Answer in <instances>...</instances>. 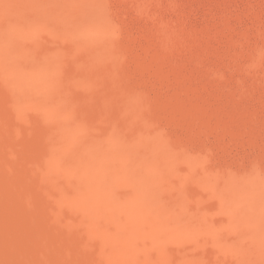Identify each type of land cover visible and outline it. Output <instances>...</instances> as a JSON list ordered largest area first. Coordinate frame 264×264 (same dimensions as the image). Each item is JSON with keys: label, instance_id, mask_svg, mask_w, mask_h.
Returning a JSON list of instances; mask_svg holds the SVG:
<instances>
[{"label": "bare ground", "instance_id": "obj_1", "mask_svg": "<svg viewBox=\"0 0 264 264\" xmlns=\"http://www.w3.org/2000/svg\"><path fill=\"white\" fill-rule=\"evenodd\" d=\"M89 1L93 2L87 1L88 6H93L91 14L87 4L85 7L90 19L93 18L92 23H87L89 20L85 18V21L83 17L86 16L77 13L79 10L73 9L76 11L74 13L71 12L70 6L69 10L63 7L65 5L60 8L58 1L53 9H49L48 6L53 2L45 4L43 0H0V75L8 85L10 102L19 116L26 117V113L33 110L39 120L47 122V125H51L49 128L53 129L52 133L49 130V135H45V140L48 141L45 146L48 150L45 151L46 157L43 155L41 161L34 160V163L32 160L20 159L14 149L5 144L4 147L0 142V150L3 154L7 153L5 156L9 155L0 158V169L12 164L29 173L38 171L44 179L43 183L47 185L46 197L56 207L55 214L59 216L58 210L63 208L75 216L84 232L97 239V253L104 264H202L205 245L212 247L216 253L214 257L222 259V255L227 256L233 264H242L240 256L244 254L243 250L249 251L250 255H247L250 257L258 259V264H264V176L248 175L240 180H226L228 190L219 193L222 189L216 190L213 180L222 177L220 169L206 168L205 165H212L209 164L206 151H202L204 154L198 151L201 155H195L164 132L159 125L160 121L167 119L176 124L178 117L162 110L143 90L127 80L124 69L128 52L116 39L117 33L122 29L100 5H97L99 1ZM76 6L78 7L77 4ZM82 6L80 12L83 13L86 10ZM42 16L64 24L65 32L72 31L71 33L76 34L73 37L68 32L70 38L77 39L78 30H82L89 36H103L107 40V55H104L103 48L101 49L104 45L98 50L95 46L97 56H93H96L98 66L92 68L83 63L85 70L73 69L74 75L70 69L69 74L72 73L71 77L74 78L70 86L73 85V92H78L80 87L91 82L94 91H99L100 104L107 111L112 109L110 105L113 102L110 104V93L108 92V96L104 94L103 91L107 93L106 88L102 91L103 87L100 89L99 81L117 82L122 89L116 88L121 91L124 89L119 94L114 87L113 90L118 94L111 93L114 96L113 105L116 101L119 104L118 109L115 106L119 112L116 111L119 120L105 116L99 121H88L83 117V113L94 109L92 102L76 93L74 97L64 93L60 75L69 71L66 69V62L70 58L73 60L78 57L74 47L68 48L71 43L69 39L66 41L67 48H62L63 45L58 47V42L57 47L50 48L44 55H37L38 52L34 53V49L20 43L22 40L34 39L37 32L47 25L42 21ZM50 25L51 23L47 26ZM48 27L47 30L50 29ZM47 30L43 33L48 32ZM59 30L58 35L62 32ZM33 42L38 43L36 40ZM261 53L264 54V50H261ZM87 55V58H90L87 60L89 64L91 57L90 54ZM81 56L85 55L81 54L80 58ZM93 60L94 58L91 64L96 63ZM140 69L142 72L150 71L149 65L143 62H140ZM201 120L207 122L205 118ZM0 123L2 124L1 121ZM1 127L0 133L4 135L5 129ZM17 134L16 138L19 137ZM198 155L201 156L199 160ZM3 159H7V162ZM9 162L11 163L8 165ZM11 167L4 169L5 172L9 169L6 172L9 176L12 175L9 172L15 169ZM15 171L16 169L10 173ZM51 173L55 177L59 176V180L49 178L52 175L48 174ZM194 178L218 193L215 207H209L200 198L190 197V191L187 192L190 187L187 185H190ZM222 181L223 179L219 183ZM10 192V196L18 198L17 200L22 197V194L16 191L10 189ZM11 197L10 202L17 203L16 199L13 197L12 201ZM0 199L1 205L9 201L4 195L1 196V193ZM4 216L9 223V229L12 228L10 231L14 232L8 233L9 238L13 237L14 243H20L17 247L27 245L26 247L30 248L32 243L34 246L36 236L46 241L47 236L41 230L42 225L38 218L35 217L39 226L36 228L18 221L6 211ZM60 223L63 228H69L68 220ZM18 226L22 229H18ZM23 233H26L24 238ZM23 240L28 244H21ZM14 243L12 242L13 246ZM163 245L172 247L166 250ZM49 250L48 257L55 254L53 249ZM37 251L39 252L36 254L40 257L38 264H67V256L62 253L52 256L50 262L48 260L51 257L45 258L43 251ZM187 255L191 256V260ZM223 260L219 261L224 262ZM14 262L21 264L17 260Z\"/></svg>", "mask_w": 264, "mask_h": 264}, {"label": "rangeland", "instance_id": "obj_2", "mask_svg": "<svg viewBox=\"0 0 264 264\" xmlns=\"http://www.w3.org/2000/svg\"><path fill=\"white\" fill-rule=\"evenodd\" d=\"M43 1L45 4L53 2V6L46 5L49 9L50 7L53 9L56 2L58 1L59 5H57L60 6V1L62 0ZM87 1L90 2L89 0H71V2L70 0H63L61 4L65 5L63 7L67 8V10H69L70 6L71 12L75 9L76 11L79 10L77 13L86 16L83 18L85 21L89 20L87 23H92L93 18L90 19L87 9H89L91 14L90 10L93 6L90 3L93 2L89 3L90 7ZM95 1L96 3L99 1L97 5H100L102 10L115 20L122 29L121 32L117 33L116 39L128 52L124 69L127 80L133 86H138L143 90L162 110L178 117L179 121L176 124L167 119L160 121L161 124L159 123V125L165 130L164 132L187 147L192 153L194 152L195 155L199 153L198 151L201 153L206 151L207 153H205L209 157H207L209 164H212L211 166L209 164V166L205 165L206 168H213L212 170L219 168L222 177L224 175L226 178L216 179L219 182L223 179L222 183L213 180V187H216V190L222 189L219 190V193H224L228 190L225 184L226 180H240L245 176H257L258 174L263 177L264 54L261 53V50H264V0ZM75 2L78 7L76 4L73 7ZM85 4H87V9ZM81 6L86 10L83 13L80 12ZM41 19L45 22V25L46 23L47 25L51 23V25L50 27L46 25V29L44 27L41 28L39 33L37 32L36 35L38 37L35 36L37 39L34 37L32 40H36L38 43L32 40H29L31 41L29 42L28 39L22 40L25 42L20 41V43L22 45L26 44L25 46L30 49H34V53L38 52L36 53L37 55H44L50 48L52 49L58 44V47L63 45L61 46L62 48H67L66 41L68 42L69 39V43L71 42L73 46L70 43L68 48L74 47L78 57H74L75 59L73 60L71 58V60L66 59V61L68 60L66 65L69 69L66 68L67 66L65 68L69 71L63 73L61 71L60 79L63 81L64 93L72 97L76 93L84 99L86 98L85 100H89L90 103L92 102L94 109L91 112L85 111L86 113H83V117L88 121H99L105 116L113 120H119V112L117 110L119 104L116 99L115 105H113V95L118 94L122 89L117 82L102 81V83L99 81L100 89L103 87L101 89L103 91L106 88L107 93L103 92L107 96L109 92V96H111L109 97L111 100L110 104L113 102L110 105L112 109L107 111L100 104L99 91H94L95 88H93L94 85L91 82L86 83L89 86L85 84L83 86L86 87H80L78 92H73L71 88L73 85L70 86L74 79L71 75L72 73L74 75L75 70L84 71V64L92 68L99 65L95 57L97 56L96 51L101 46L104 45L101 49L107 50L105 52L102 49L104 55L109 53L107 40L103 36H89L82 30H78L77 36L79 38L75 39L73 37L76 34L71 33L72 31L65 32L66 26L64 24L55 22L50 17L46 19L45 16L44 18L42 16ZM47 27L50 29L47 30ZM55 28L56 30L61 29V34L59 33L58 35L60 30L56 32ZM44 30L48 32L43 33ZM50 30L51 32H49ZM68 32L73 37L70 38L67 35ZM57 38L61 40H57ZM102 38L106 40V43ZM70 39L73 40L71 41ZM74 39L79 44H75ZM60 42L63 43L61 44ZM78 45L79 47H77ZM81 54L86 57L81 56L80 58ZM87 54H90L89 57H91L89 64L87 60L90 58H87ZM95 54L96 56H93ZM93 58L96 63L91 64ZM140 62L148 64L150 71L142 72ZM70 69L75 70L69 74ZM114 87V90L117 89L118 93H115ZM65 90L69 92H65ZM28 113L29 115H27ZM28 113H26V117H21L17 114L16 109L10 102L8 85L0 75V121L3 124L0 123V127L2 125L1 128L5 129L3 130L4 135L0 133V142L3 146L5 144L8 148L14 149L20 159L32 160L34 163V160L41 161L40 159H42L43 155V157H46L47 152L45 151H48L45 147L48 142L46 140L49 130L52 133L53 129L49 128L51 125H47V122L39 120L33 110L28 111ZM201 117L205 118L207 122H203ZM18 118L25 119L20 120ZM14 132L18 133V138H16ZM3 153L0 150V158L7 154ZM177 155L182 158L179 153ZM199 155L197 156L198 160L199 158L201 159ZM8 159L11 161L10 157ZM3 160L7 162V159ZM11 166L7 167L10 168ZM7 167H4V169L6 170ZM12 167L16 169L14 173H10L15 170ZM12 167L13 170L9 172V174H12L11 176L6 173L9 169L6 172L4 169H0V193L1 196L4 195L5 199L9 200L11 189L20 195L22 194V197L17 200L18 198L13 196L17 203H11L10 200L7 203L5 200L7 204H0V264H16L14 262L16 260L21 264H38V258L40 259V257L36 254L39 252L37 250L43 251L42 254H45V258L51 257L48 260L50 262L52 256L55 257L57 253H62L67 256V264L68 262L69 264H102L103 262L100 261L101 259L97 253L99 246L97 239L84 232L75 216L66 209L58 208L60 209H57L59 216L55 214L56 207L47 199V185L45 182L43 183L44 179L41 178L38 171L33 170L29 173L15 165ZM48 176L51 179L53 178L52 180H59V176L55 177L52 173L48 174ZM215 185H218V187ZM187 186L190 187L189 189L187 188V192L190 191V194H188L191 198H200L209 207L216 206L218 193L211 191L210 188L205 187L195 178ZM13 197H11L12 201ZM2 211L4 213L6 211L8 215L10 214L18 221L30 224L36 228L39 226L35 217L38 218L42 225L40 228L47 236L46 241L38 238L35 234L37 240L34 239L35 237L33 238L34 246L32 245L33 243H30L31 247L33 246L32 250L30 249L31 247H26L28 243H25L27 241L24 242L25 239L21 244L25 243L26 246L17 247L20 243H14L15 239L12 241V236L11 239L9 238L8 233L12 232L14 234V232L10 231L12 228L10 227L11 229H9V223L4 218ZM63 220L70 222L68 223V229L61 226L60 222H63ZM19 228L22 229L18 226ZM21 232L23 231L21 230ZM25 234L23 233V238ZM168 247L171 248L172 246L163 245L166 250H168ZM50 248L55 251V254H51L48 257L47 254L49 253L47 252H50ZM214 252L210 245H205L202 264H233L232 260L224 255H222L223 257L221 256L224 262H220L219 260L222 259L214 257L216 254ZM243 252L244 254L241 252L243 255L240 256L242 257V264H258L256 262L258 259H255L253 255V257H250L249 251L243 250ZM248 253L249 255H247ZM189 257L191 258V256ZM251 258L255 259L256 263Z\"/></svg>", "mask_w": 264, "mask_h": 264}]
</instances>
